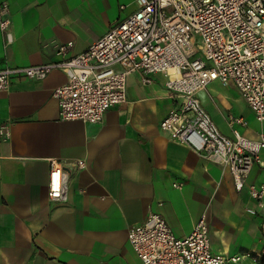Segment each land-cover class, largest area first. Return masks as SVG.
Here are the masks:
<instances>
[{"label":"crops","instance_id":"0c3cea01","mask_svg":"<svg viewBox=\"0 0 264 264\" xmlns=\"http://www.w3.org/2000/svg\"><path fill=\"white\" fill-rule=\"evenodd\" d=\"M0 2L8 3L14 36L8 42L0 28V68L80 54L139 7L138 0ZM69 41V51L58 54ZM148 76L151 82L140 71L129 73L126 101L101 122L61 118L53 90L68 79L62 69L0 90V128L10 130L8 137L0 133V264H142L128 232L151 212L161 213L178 237L206 213L213 252L264 264L262 217L246 210L255 205L247 189L237 191L227 166L161 128L181 98L163 73ZM196 95L224 134L237 129L256 139L264 132V120L232 82L212 81ZM230 115L247 123L230 126ZM51 159L65 167L66 200L48 194ZM262 178L254 165L247 182Z\"/></svg>","mask_w":264,"mask_h":264},{"label":"built area","instance_id":"2783aa9c","mask_svg":"<svg viewBox=\"0 0 264 264\" xmlns=\"http://www.w3.org/2000/svg\"><path fill=\"white\" fill-rule=\"evenodd\" d=\"M138 4L135 12L80 54L0 68V90L8 89L14 79L42 80L62 69L68 79L53 90L61 118L101 122L111 107L126 101L129 73L140 71L144 82H151L150 74L163 73L167 88L181 104L164 116L161 128L201 156L227 166L235 189L246 188L254 201L246 210L261 215L264 231V132L256 139L237 129L232 136L224 134L196 95L212 81L232 82L256 119L264 120V0H138ZM10 23L8 3L0 2V28L8 42L14 39ZM72 46L73 41L60 44L58 54L65 55ZM228 123L247 122L230 115ZM0 133L8 137L10 130L2 125ZM76 163L86 166L83 159ZM254 165L263 171L258 183L247 182ZM66 180L64 165L51 159L50 198L66 200ZM128 239L142 264H238L243 257L211 250L206 213L190 234L178 237L161 213L151 212L129 229Z\"/></svg>","mask_w":264,"mask_h":264}]
</instances>
